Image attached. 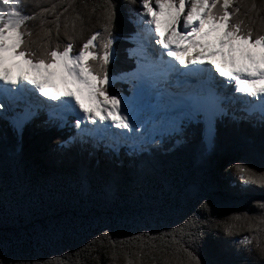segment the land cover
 I'll return each instance as SVG.
<instances>
[{"label":"trees","instance_id":"trees-1","mask_svg":"<svg viewBox=\"0 0 264 264\" xmlns=\"http://www.w3.org/2000/svg\"><path fill=\"white\" fill-rule=\"evenodd\" d=\"M69 2L72 7L64 13L69 30L77 12L83 21H76L78 48L100 29L96 13L90 10L102 0H21V10L31 14L38 7L56 4L59 11ZM114 2L112 80L136 66L129 54L135 44L128 36L133 32L129 10L137 5L130 0ZM236 3L239 17L254 33L264 32V0ZM253 4L255 10L245 14ZM60 22L63 26V16ZM27 28L39 43V18L29 21ZM124 88L115 82L110 91ZM242 115L247 119H239ZM201 127L195 125L184 137L174 135L138 151L121 148L113 153L100 143L78 139L72 128L54 125L39 112L20 130L0 119V180L7 182L23 172L36 185L30 203L18 204L15 195L0 202V264H127L122 251L137 264L136 254L148 252L145 246L152 243L136 239L138 232L154 237L178 228L187 216L201 222V236L193 250L202 264H264L259 255L264 249V186L242 181L233 167L240 163L264 173L260 118L226 108L215 122L214 143L208 147ZM81 177H86L83 185ZM226 224L233 225V235L224 234ZM102 231L115 240V257L112 240L103 238L101 244ZM246 235L252 248L247 254L241 251L245 245L237 243ZM139 264H153L151 256L140 257Z\"/></svg>","mask_w":264,"mask_h":264},{"label":"snow or ice","instance_id":"snow-or-ice-1","mask_svg":"<svg viewBox=\"0 0 264 264\" xmlns=\"http://www.w3.org/2000/svg\"><path fill=\"white\" fill-rule=\"evenodd\" d=\"M130 2L137 5L129 19L133 32L128 36L135 44L129 54L136 66L121 76L132 93L125 97L110 91L114 0L93 5L90 11L96 13L100 29L78 48L76 21H83L77 12L69 30V18L64 13L72 7L71 2L59 11L52 4L25 14L21 0H0V97L8 101L0 102V119L20 130L40 109L60 121L74 114L73 126L81 140L92 137L97 145L103 142L112 151H118L120 143L135 148L138 141L150 146L161 143L165 136L184 137L198 124L202 139L214 143L215 122L225 114L226 104H238L245 114L258 111L264 127V32L254 33L239 17L236 0ZM255 8L253 4L245 14ZM37 18L39 43L31 39L33 33L27 28L28 22ZM153 123L158 125L155 135L142 132ZM233 167L242 181L264 186V173L240 163ZM84 183L86 177H81ZM12 195L18 197L20 205L35 197L36 185L26 173L20 172L7 182L0 180V202L10 201ZM201 206L206 207V202ZM261 208L264 221V204ZM200 224L187 216L178 228L157 232L154 237L138 232L136 239L152 243L145 246L148 252L136 254L137 264L140 257L148 255L153 264H202L193 250L201 236ZM232 228L226 224L224 234L233 235ZM100 237L102 245L103 238L112 240L115 257L117 245L111 234L102 231ZM157 239L161 243L157 244ZM237 243L245 245L241 251L246 254L252 251L249 236ZM90 245L95 248L94 242ZM122 254L127 264H134L126 251ZM259 255L264 257V249Z\"/></svg>","mask_w":264,"mask_h":264},{"label":"rangeland","instance_id":"rangeland-1","mask_svg":"<svg viewBox=\"0 0 264 264\" xmlns=\"http://www.w3.org/2000/svg\"><path fill=\"white\" fill-rule=\"evenodd\" d=\"M133 14V12L132 11H130L129 10V19H130V16ZM130 27L133 29V25L130 23ZM133 44H134V42H133ZM135 46V45H134ZM113 81V83H112V85L115 83V82H119L120 84H123L124 86H125V88L123 89V90H121V89H114L115 91H119L120 93H121V95H123V96H125V97H128V96H131V90H130V85L125 81V80H123V79H121V78H119V79H116V80H112ZM40 99H43V98H40ZM2 103H8V101H5L4 99H2V101H1ZM18 103H21V102H19L18 101ZM229 106H232V107H234V105H232V104H226V105H224V107H229ZM240 109V106L238 105V108H237V110L236 111H240L239 110ZM38 111H42V112H45V114H46V116H47V111L48 110H46V109H40V110H38ZM37 111V112H38ZM37 112L35 113V114H37ZM34 114V115H35ZM248 114H250V113H248ZM70 116H74V119H75V115L74 114H70ZM259 117H260V115H259ZM47 118V117H46ZM47 119H50V120H56V125H59L60 127L61 126H67V128H72V130H73V132H74V136L75 137H77L78 139H81L80 138V135L78 134V130L73 126V123L72 124H69L68 123V121L64 118V121H60L59 119H54V118H47ZM138 127H139V125H138ZM158 128V125H156L155 123H153L152 125H150V126H148V127H146V128H144V129H142V132H145V133H147L149 136H151V135H155V130ZM172 137V136H171ZM147 137H145L144 139H146ZM157 139H160V137L159 136H157L156 137ZM165 138H168V136H165L163 139H165ZM92 141L93 139H92V137H88V136H85L84 137V139L82 140V141ZM205 142V141H204ZM206 143V142H205ZM102 144V146H104L105 147V145H104V143L102 142L101 143ZM153 144H155V143H153ZM174 144L175 145H177L178 143L177 142H174ZM137 145L138 146H136L135 148L132 146V145H130V144H128V143H120L119 144V148H125L126 150H131V151H138V150H140V149H142V148H144V147H146L147 145H144V144H142V142L141 141H138L137 142ZM152 145V144H151ZM206 145H207V147L209 146V144L208 143H206ZM110 152H113V153H117L118 151H112L111 149H108Z\"/></svg>","mask_w":264,"mask_h":264}]
</instances>
